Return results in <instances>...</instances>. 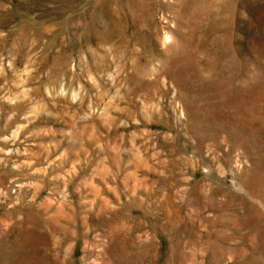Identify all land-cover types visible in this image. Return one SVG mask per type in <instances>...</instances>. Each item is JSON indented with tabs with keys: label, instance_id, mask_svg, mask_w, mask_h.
Listing matches in <instances>:
<instances>
[{
	"label": "rangeland",
	"instance_id": "obj_1",
	"mask_svg": "<svg viewBox=\"0 0 264 264\" xmlns=\"http://www.w3.org/2000/svg\"><path fill=\"white\" fill-rule=\"evenodd\" d=\"M0 264H264V0H0Z\"/></svg>",
	"mask_w": 264,
	"mask_h": 264
},
{
	"label": "bare ground",
	"instance_id": "obj_2",
	"mask_svg": "<svg viewBox=\"0 0 264 264\" xmlns=\"http://www.w3.org/2000/svg\"><path fill=\"white\" fill-rule=\"evenodd\" d=\"M16 134H17V133H16ZM16 134H15V135H16ZM14 167H15V166H14ZM16 168H18V166H16Z\"/></svg>",
	"mask_w": 264,
	"mask_h": 264
}]
</instances>
